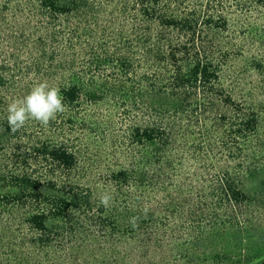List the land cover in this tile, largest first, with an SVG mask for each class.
I'll return each instance as SVG.
<instances>
[{
    "label": "trees",
    "instance_id": "trees-1",
    "mask_svg": "<svg viewBox=\"0 0 264 264\" xmlns=\"http://www.w3.org/2000/svg\"><path fill=\"white\" fill-rule=\"evenodd\" d=\"M43 81L65 112L13 133ZM193 128L197 194L163 195ZM0 237L6 264H264V0H0Z\"/></svg>",
    "mask_w": 264,
    "mask_h": 264
},
{
    "label": "rangeland",
    "instance_id": "rangeland-1",
    "mask_svg": "<svg viewBox=\"0 0 264 264\" xmlns=\"http://www.w3.org/2000/svg\"><path fill=\"white\" fill-rule=\"evenodd\" d=\"M240 22H242V19L240 20ZM234 29H235V31H237V29H240V28L238 26V27H235ZM255 79L258 80V79H260V77L253 76V78H252L250 75H248L246 77V82L248 83L251 80H255ZM195 131H197V130H195ZM217 135H218L217 132L210 131L209 138H211L212 142H215L214 139ZM199 136L200 135L198 134V131L194 133V128H193L189 132V136L182 142V144L185 145L186 150L184 152L181 151L179 153V155H180V157L183 156L186 159L184 161H181V164H179L178 160H176L175 162H173V165H174L173 168L174 169H170V170L166 171V172H168L167 175L169 174L172 178H170L169 181L165 182L164 187H166L167 189H166V192L163 193V195L168 194V195L172 196V195H175V192H181L180 195L182 197H190L191 196L190 198H192L193 196H195L197 194L196 187H199L200 174L205 171L204 167L207 166L209 163V162L201 161L199 156H197V155H200V157H201L202 153H205V151L203 152L202 150H199V146H198L199 142H200ZM53 139L57 140L58 137L55 136ZM93 142H94V140L92 141V143ZM91 145H90L89 154H90V152L95 153V147L96 146H97V148H101V149L103 148L102 146H99L96 144H94L93 146H91ZM218 149L219 148H217L216 150H218ZM86 153H87V151H85V154ZM173 156L177 159L179 158L177 152H174ZM197 157H198V159H197ZM100 158L101 157L98 156V158H96V160H99ZM108 165H109V162L107 163L104 160L99 161V162L96 161V164L94 166L96 168V170L92 169L93 175L85 177V180H84L85 184L89 185L93 189V191H94L93 198L97 202L101 201V197L104 196L105 194L109 195L110 190H111L110 187H107L109 185L106 184V182L102 179V177L98 176L99 173L101 174V176L104 175V173H105L104 169L107 168ZM201 167H202V169H201ZM203 169H204V171H203ZM206 169H208V168H206ZM191 186H193L192 189L190 188ZM164 213L165 212H162L161 215H164ZM3 243H4V241L0 237V246H3ZM78 246L82 247L79 244H78ZM78 246L73 248L74 251L77 250ZM78 251L81 253L78 255H81V256L79 258L80 262H77V263L78 264H85V248H81V249L79 248ZM102 256H104L103 253H102ZM101 259L102 258H100V261H102ZM62 261L63 260L59 259L58 264H64V261L63 262ZM0 262L3 264H6L3 258H0ZM118 263H121L120 259L118 261L113 262V264H118ZM70 264H72V263H70Z\"/></svg>",
    "mask_w": 264,
    "mask_h": 264
},
{
    "label": "clouds",
    "instance_id": "clouds-1",
    "mask_svg": "<svg viewBox=\"0 0 264 264\" xmlns=\"http://www.w3.org/2000/svg\"><path fill=\"white\" fill-rule=\"evenodd\" d=\"M66 110L60 89L48 82H39L23 97L12 100L7 107V123L13 133L25 127L29 120L48 126L59 114ZM111 197H101V203L107 207ZM134 223V219H133Z\"/></svg>",
    "mask_w": 264,
    "mask_h": 264
}]
</instances>
